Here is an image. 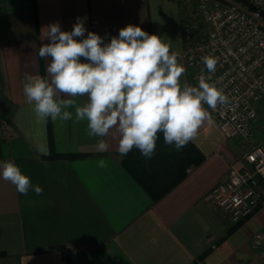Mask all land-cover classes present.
I'll use <instances>...</instances> for the list:
<instances>
[{
  "label": "crops",
  "instance_id": "1",
  "mask_svg": "<svg viewBox=\"0 0 264 264\" xmlns=\"http://www.w3.org/2000/svg\"><path fill=\"white\" fill-rule=\"evenodd\" d=\"M77 18L104 43L129 24L160 36L185 68L181 82L192 85L180 0H0V162L13 161L43 189L25 196L0 178V264H264L252 246L264 232V208L229 234L234 225L209 198L243 156L211 115L191 140L205 161L156 203L123 167L111 133L99 152L74 109L66 122L37 119L26 77L47 76L38 55L47 26L71 31ZM256 125L255 138L263 137Z\"/></svg>",
  "mask_w": 264,
  "mask_h": 264
},
{
  "label": "clouds",
  "instance_id": "2",
  "mask_svg": "<svg viewBox=\"0 0 264 264\" xmlns=\"http://www.w3.org/2000/svg\"><path fill=\"white\" fill-rule=\"evenodd\" d=\"M45 39L49 42L41 44L38 55L48 61L47 76L26 77L25 101L41 121L72 120L69 109H74L75 121L86 122L88 136L97 138L99 152L108 150L104 138L110 133L118 138L121 157L135 148L151 159L160 133L166 145L180 151L204 122H211L204 106L215 110L228 103L203 71L197 85L182 83L185 68L170 45L139 26L129 24L104 43L77 18L71 31H62L59 22L48 25ZM202 63L215 72L213 57H203ZM77 97L87 101L81 106ZM97 163L107 166L104 159ZM0 178L19 194L43 193L13 161L0 162Z\"/></svg>",
  "mask_w": 264,
  "mask_h": 264
},
{
  "label": "built area",
  "instance_id": "3",
  "mask_svg": "<svg viewBox=\"0 0 264 264\" xmlns=\"http://www.w3.org/2000/svg\"><path fill=\"white\" fill-rule=\"evenodd\" d=\"M184 14L183 57L192 85L200 75L228 97L215 110L204 107L223 136L242 146V158L227 179L213 188L210 200L231 225L245 223L264 208V147L257 143V121L264 106V0H180ZM216 60L209 73L202 58ZM4 135L8 127L2 124ZM264 261V232L253 241Z\"/></svg>",
  "mask_w": 264,
  "mask_h": 264
},
{
  "label": "trees",
  "instance_id": "4",
  "mask_svg": "<svg viewBox=\"0 0 264 264\" xmlns=\"http://www.w3.org/2000/svg\"><path fill=\"white\" fill-rule=\"evenodd\" d=\"M158 135L155 154L151 159H145L135 148L122 157L125 170L155 203L176 188L187 177L189 169L197 168L205 161V157L191 141L177 151L164 143L162 133ZM58 157L71 159L78 156L59 155ZM242 225L243 223L234 225L229 234Z\"/></svg>",
  "mask_w": 264,
  "mask_h": 264
},
{
  "label": "rangeland",
  "instance_id": "5",
  "mask_svg": "<svg viewBox=\"0 0 264 264\" xmlns=\"http://www.w3.org/2000/svg\"><path fill=\"white\" fill-rule=\"evenodd\" d=\"M259 122H261V126H262V128L260 130H262L263 134H264V106L263 105H261V108L259 111ZM255 141L257 143L262 142L263 147H264V136L263 137H256ZM235 143L238 145V147H240V149H243L239 142H235Z\"/></svg>",
  "mask_w": 264,
  "mask_h": 264
}]
</instances>
